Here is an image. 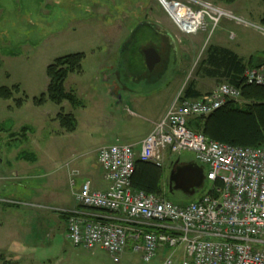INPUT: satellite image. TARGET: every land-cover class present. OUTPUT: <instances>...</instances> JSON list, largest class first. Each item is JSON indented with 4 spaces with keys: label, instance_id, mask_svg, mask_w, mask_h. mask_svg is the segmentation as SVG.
Segmentation results:
<instances>
[{
    "label": "rangeland",
    "instance_id": "1",
    "mask_svg": "<svg viewBox=\"0 0 264 264\" xmlns=\"http://www.w3.org/2000/svg\"><path fill=\"white\" fill-rule=\"evenodd\" d=\"M80 1L74 0V4ZM84 1L88 4L81 9L57 10L52 0H0V87L16 85L26 97L20 109L13 108L12 100H0V264L3 260L15 264L16 257L24 258L26 264H156L158 253L145 263L140 254L126 250L114 263L103 251L76 249L65 237V223L57 209L75 208L73 193L79 191L85 172L102 173L96 158L99 147L116 139L122 143L136 141L173 103L193 80L197 62L209 45L218 40L233 47L241 41L246 59L264 56L262 31L221 19L211 33L208 29L198 34L202 37L198 48L182 60L176 54L181 45L177 38L192 36L179 34L155 0ZM203 1L243 15V19L248 15L264 29L258 19L264 12V0H234L231 4ZM89 7V18H75L87 13ZM67 17L69 23L60 26L59 19ZM139 24L138 31L131 33ZM222 27L227 30L222 31ZM162 37L174 46L163 44ZM245 40L257 47L248 50L250 45H244ZM152 45L158 46L161 55H176L175 66L171 60L165 67H175L182 75L171 73L153 85L146 84L156 72L146 73L141 50ZM76 53L84 55L82 70L69 75L64 86L75 95L77 108L66 102L34 107L32 99L44 93L48 84L47 66ZM18 97L14 95V99ZM59 112L73 116V132L60 126L55 118ZM22 127L24 137L16 135ZM24 155L29 159L23 160ZM177 158L190 162L193 155L183 152L167 156L162 164L165 179L170 163ZM204 187L192 198L175 192L169 200L175 204L194 201L209 189L207 183Z\"/></svg>",
    "mask_w": 264,
    "mask_h": 264
},
{
    "label": "built area",
    "instance_id": "2",
    "mask_svg": "<svg viewBox=\"0 0 264 264\" xmlns=\"http://www.w3.org/2000/svg\"><path fill=\"white\" fill-rule=\"evenodd\" d=\"M175 30L185 36L211 33L221 19L264 29L203 0H155ZM245 85L264 88V62L242 74ZM240 91L217 85L199 99L178 98L138 147L115 143L97 149L96 158L107 184L95 190L85 180L73 193L75 208L64 215L66 239L93 253H107L114 263L129 250L159 264H264V141L257 147H234L212 141L187 127ZM183 152L203 166L207 192L197 200L175 204L162 194L134 190L130 178L136 161L162 166L167 156Z\"/></svg>",
    "mask_w": 264,
    "mask_h": 264
},
{
    "label": "trees",
    "instance_id": "3",
    "mask_svg": "<svg viewBox=\"0 0 264 264\" xmlns=\"http://www.w3.org/2000/svg\"><path fill=\"white\" fill-rule=\"evenodd\" d=\"M218 1L231 4L234 0ZM260 23L264 27V14ZM83 57V53L69 54L55 59L48 65L45 71L48 79L46 90L39 97L32 99L33 106L42 107L48 102L60 106L66 102L72 108H77L75 95L66 90L64 83L69 75L81 72ZM258 60L259 58L256 56L250 57L244 65L243 60L231 51L221 47L208 46L204 58L197 64L196 75L201 73V77L224 79L223 81L239 89L242 102L229 101L208 116L187 121V127L195 132H200L209 140L229 146L257 147L261 145L264 141V88L245 85L242 81L244 70L257 67ZM15 94L19 95L16 99H14ZM199 97H201V93L195 89V81H188L181 93V100ZM0 100H12L13 108L20 109L24 105L26 97L24 94L20 95L18 86L15 85L0 87ZM55 118L65 131H74L75 121L71 114L59 112ZM0 133H2V129H0ZM25 134L26 130L22 127L20 133L16 135L24 137ZM22 158L23 160L29 159L27 155ZM164 176L163 167L151 162L136 161L130 185L132 189L147 194H162ZM166 197L169 199L173 196L166 191ZM60 217L65 222L66 217L64 215Z\"/></svg>",
    "mask_w": 264,
    "mask_h": 264
},
{
    "label": "crops",
    "instance_id": "4",
    "mask_svg": "<svg viewBox=\"0 0 264 264\" xmlns=\"http://www.w3.org/2000/svg\"><path fill=\"white\" fill-rule=\"evenodd\" d=\"M52 3H54V5H56V7H57V10H61V9H67V10H72V9H81L82 7H84L85 5H87L88 3L87 2H85L84 0H81L80 2H79V4L77 5V4H74V0H56V2L54 1V0H52ZM82 3V4H81ZM77 5V6H76ZM90 6V5H89ZM81 7V8H80ZM91 10H90V7H89V10L87 11V13H81V14H76L75 15V18H77V19H79V18H84V19H87V18H89L90 16H91V12H90ZM264 14V12H262L259 16H258V19L260 20L261 19V17H262V15ZM238 16V15H237ZM243 16V15H242ZM242 16H240V17H242ZM244 19H248V20H250L251 21V17L250 16H246V15H244ZM70 18L69 17H67V18H60L59 20H60V26H62V24L66 21V23L64 24L65 26L69 23V20ZM68 21V22H67ZM159 22V24L161 25L162 23L160 22V21H158ZM251 22H253V21H251ZM254 23V22H253ZM150 26H151V24H149ZM164 26V25H163ZM136 27H138V28H136V29H131V33H134L135 31L137 32L138 31V29H139V27H140V24H139V26H136ZM133 28V27H132ZM151 28V30H153V27L151 26L150 27ZM168 29V28H167ZM227 29L226 28H224V27H222V31H226ZM154 32H155V30H153ZM199 33H202V32H198L196 35H194V36H192V37H190V38H186V37H181V36H179L178 38H177V42H179L181 45H180V51L179 52H176V54L178 53L179 54V57L182 59V60H186V59H188L189 58V54H188V52L189 51H192L193 49H195V48H198L197 46L200 44L199 42L201 41V36L200 35H198ZM233 33L230 31V35H231V38H234V36L232 35ZM162 42H163V44H166V42H167V46H168V43H169V45H173L174 46V44L171 42V41H169L166 37H162ZM241 42V41H240ZM240 42L239 41H237V43L236 44H234L233 45V47H228V46H226V45H224L223 43H220L218 40H217V42L216 43H214V44H211V46H216V47H221V48H225V49H227V50H229V51H231L234 55H236L238 58H240V59H242L243 60V63H244V65L246 64V62H247V60L250 58V57H255L254 55L253 56H249L247 59H246V57H247V55H246V53L244 52V51H242V49H241V45H239L240 44ZM247 44H249L250 45V48L248 49V50H253L255 47H257V46H255V44H254V42L252 43L250 40H245V43H244V45H247ZM260 45V44H259ZM210 46V45H209ZM148 46H146V47H144V48H142V50L143 49H145V48H147ZM150 47H154L155 49H156V51L158 52V54L160 55V58H161V61H160V64H158V65H161V67H158L157 65L155 66V68L151 71V72H146V73H150V74H152L153 72H156V74L154 75V77L151 79V80H149L146 84H149V85H153V84H155L156 82H159L160 80H163V79H166L167 78V76L169 75V74H171L172 76H176V75H178V76H180V75H182L181 74V72H179L178 70H176V68L175 67H170L169 66V68H166L165 66H167L170 62H171V60H173V66H175V63H176V59H177V57H175L176 55H173V57H172V54L171 55H167L168 53H166L165 55L164 54H160V51L158 50V46H154V45H152V46H150ZM203 48V46L200 48V49H202ZM208 48V47H207ZM175 49V48H174ZM142 50H141V52H142ZM173 50V49H172ZM263 52H264V49L262 50ZM172 52V51H171ZM175 54V53H174ZM143 56V55H142ZM175 58V59H174ZM203 58H204V56H203ZM202 58V59H203ZM259 58V60H258V64H261L263 61H264V56L263 57H258ZM174 60H175V62H174ZM142 61L144 62V59H142ZM165 63L167 64V65H165ZM199 62H197V64H198ZM197 67V66H196ZM247 69V68H246ZM245 69V70H246ZM244 70V71H245ZM147 75V74H146ZM139 77H141L142 75H138ZM185 78V77H184ZM200 78V81L198 82V79ZM202 79V80H201ZM193 80L195 81V89L197 90V91H199L200 93H201V96H203V95H206V94H208V93H210L211 92V90L217 85H215V83L217 82H219L220 83V81H222V82H224L223 80H216V79H209V78H206V77H201V73H198L197 75H196V68H195V72H194V78H193ZM137 81V80H136ZM170 81V80H169ZM168 81V83L166 82V85L165 86H167L170 82ZM218 83V84H219ZM179 94V93H178ZM177 94V95H178ZM174 101V100H173ZM171 105H172V103H171ZM170 105V106H171ZM170 106L169 107H167V108H165L160 114H159V116L156 118V119H154L153 121H151L150 122V124H149V127H148V129L136 140V141H132V142H129V143H125V142H119L117 139L115 140V143H122V144H130V145H134V146H136V147H138V145H139V142L152 130V128H153V126H154V124H156L157 122H159L160 120H162L163 119V117L165 116V114H166V112L168 111V109L170 108ZM130 113V112H129ZM130 114H132V113H130ZM115 143H113V144H115ZM11 167V166H10ZM9 167V168H10ZM78 172L77 171H74V174H77ZM85 180H88V181H90V183H91V187L93 188V189H95V190H99V191H104L106 188H107V184H106V182L104 181V179H103V175H102V173L101 174H99V175H94V174H89V173H87V172H85L84 174H83V180L82 181H85ZM163 185H164V181H163V183H162ZM74 208V207H73ZM73 208H68V209H73ZM66 209H67V207H66ZM76 249H82V248H80V247H75ZM83 250V249H82ZM124 253H126V251L124 252ZM164 254H165V251H163V250H160L159 252H158V257H157V260H158V262L156 263V264H159L160 263V261H161V259H162V257L164 256ZM28 257H31V256H27V259H28ZM16 262H15V264H26V262H25V260H24V258H21V257H16ZM14 262H11V263H9V264H13ZM2 264H8L7 263V261H4L3 260V262H2Z\"/></svg>",
    "mask_w": 264,
    "mask_h": 264
},
{
    "label": "water",
    "instance_id": "5",
    "mask_svg": "<svg viewBox=\"0 0 264 264\" xmlns=\"http://www.w3.org/2000/svg\"><path fill=\"white\" fill-rule=\"evenodd\" d=\"M144 64L148 72H151L160 63V55L154 47H147L142 50ZM203 166L193 161L180 162L176 159L171 163L165 185L168 193L179 192L186 198H192L204 187Z\"/></svg>",
    "mask_w": 264,
    "mask_h": 264
},
{
    "label": "flooded vegetation",
    "instance_id": "6",
    "mask_svg": "<svg viewBox=\"0 0 264 264\" xmlns=\"http://www.w3.org/2000/svg\"><path fill=\"white\" fill-rule=\"evenodd\" d=\"M117 80V79H116ZM175 193V192H174ZM174 193H171L170 195L173 196Z\"/></svg>",
    "mask_w": 264,
    "mask_h": 264
}]
</instances>
